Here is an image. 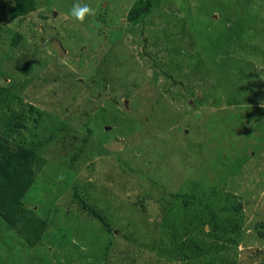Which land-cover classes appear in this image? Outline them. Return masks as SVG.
<instances>
[{
	"label": "rangeland",
	"instance_id": "obj_1",
	"mask_svg": "<svg viewBox=\"0 0 264 264\" xmlns=\"http://www.w3.org/2000/svg\"><path fill=\"white\" fill-rule=\"evenodd\" d=\"M134 1L79 0L96 9L79 23L76 0L14 17L0 0V134L17 138L23 114L21 138L41 145L23 201L48 224L30 248L0 218V264H185L147 247L160 218L135 202L193 184L231 196L218 264H264V0H161L137 25ZM74 189L111 215L113 235L71 203Z\"/></svg>",
	"mask_w": 264,
	"mask_h": 264
},
{
	"label": "trees",
	"instance_id": "obj_2",
	"mask_svg": "<svg viewBox=\"0 0 264 264\" xmlns=\"http://www.w3.org/2000/svg\"><path fill=\"white\" fill-rule=\"evenodd\" d=\"M160 2L161 0H135L130 6L127 21L137 25L150 15L160 5ZM240 3L243 4L240 6H245L249 1L240 0ZM6 4L11 17L36 9L35 0H7ZM240 30L239 28L237 31ZM222 34L225 40L222 41L223 43L233 44L234 41L231 40L234 39V36L231 29H227ZM22 38L20 33H16L12 39V45H19ZM237 38L239 37L237 36ZM94 80L98 81L92 78L91 90L97 88L94 86ZM92 101L94 102V100ZM30 108L33 110V107ZM22 115L14 121L12 126V130L18 135L17 138L0 134V218L21 237L28 247L33 248L42 241L48 224L39 216L37 210L29 208L23 201L41 168L39 154L41 145L32 144L21 138L22 130L26 127V119ZM87 115L89 114L87 113ZM88 134H92L91 129H88ZM84 142H86V138L82 143ZM75 157L76 155L73 156L72 161ZM241 167H237L236 170H240ZM119 187L121 186L118 185ZM86 188L88 187L85 186L82 191ZM200 188L198 184H193L187 192H169L163 189L161 193H156L155 190L148 188L137 195L135 203L140 210L144 209V204L148 201L156 206L160 223L157 224V228L156 224L153 227L155 234L147 247L156 250L159 257L166 258L179 252V258L185 264L226 262L218 255V249L220 248L219 243L226 240L224 236L227 232H232L224 226L229 222L228 216L222 215L223 212L227 213L230 210L231 196L225 197L226 203L219 204L220 199L214 195L213 190L206 192ZM85 194L84 192L80 194L74 189L71 203L74 202L80 212L92 217L103 232L113 235L111 215L110 217L101 215L94 206L88 204L84 198ZM206 226H208L207 231H205ZM261 226L264 227V223ZM143 227H147L144 222ZM149 228L151 229V227ZM125 239L130 242L137 240L134 238L132 241L129 237ZM205 241H209V243H205ZM111 244L112 242L108 241V246L103 248V251L107 252ZM103 256L107 257L106 253ZM191 260L192 262H190Z\"/></svg>",
	"mask_w": 264,
	"mask_h": 264
},
{
	"label": "clouds",
	"instance_id": "obj_3",
	"mask_svg": "<svg viewBox=\"0 0 264 264\" xmlns=\"http://www.w3.org/2000/svg\"><path fill=\"white\" fill-rule=\"evenodd\" d=\"M68 15L73 20L84 23L87 18L96 15V9L90 4H81L79 0H76V2L71 5Z\"/></svg>",
	"mask_w": 264,
	"mask_h": 264
}]
</instances>
